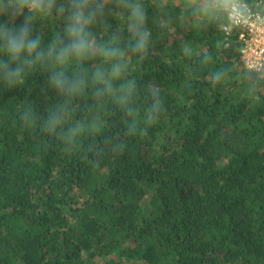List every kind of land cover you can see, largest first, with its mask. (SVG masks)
<instances>
[{
	"label": "trees",
	"instance_id": "16d2710c",
	"mask_svg": "<svg viewBox=\"0 0 264 264\" xmlns=\"http://www.w3.org/2000/svg\"><path fill=\"white\" fill-rule=\"evenodd\" d=\"M245 1L264 15V0ZM139 3L151 36L126 74L139 85L134 133L111 98L88 91L65 127L99 118L102 131L72 144L48 135L22 121L29 106L39 117L60 101L47 72L12 87L0 78V264H264V73L244 67L227 14ZM108 22V34L93 29L101 42L125 25ZM63 23L36 22L45 44ZM150 85L162 99L153 125Z\"/></svg>",
	"mask_w": 264,
	"mask_h": 264
},
{
	"label": "clouds",
	"instance_id": "9594fccd",
	"mask_svg": "<svg viewBox=\"0 0 264 264\" xmlns=\"http://www.w3.org/2000/svg\"><path fill=\"white\" fill-rule=\"evenodd\" d=\"M187 4L195 13L209 17L222 13L236 22L246 18L241 0H200L199 3L187 0ZM53 17L63 19V28L45 44L36 22ZM109 17L125 21V25L112 30L108 39L101 42L93 29L99 27L108 34L112 27ZM147 19L139 0H0V78L12 87L23 82L27 70L39 66L47 72L45 87L61 98L39 117L29 106L22 121L35 126L39 119L41 131L70 144L86 133H100L103 123L99 118L87 123L77 120L65 127L74 111L73 102L90 91L97 104L111 98L116 108L129 118V133H134L142 121L140 110L131 106L139 85L126 74L133 56L142 61L148 55L151 31ZM96 57L101 63L89 71L84 64ZM219 79L220 73H216L214 80ZM159 91L151 85L145 89L149 125L159 119L162 107ZM119 147L122 151L123 144Z\"/></svg>",
	"mask_w": 264,
	"mask_h": 264
},
{
	"label": "built area",
	"instance_id": "2783aa9c",
	"mask_svg": "<svg viewBox=\"0 0 264 264\" xmlns=\"http://www.w3.org/2000/svg\"><path fill=\"white\" fill-rule=\"evenodd\" d=\"M246 18L240 22L230 20L241 28L238 35L241 44V58L246 69L264 73V15L259 12L260 2L254 6L241 0Z\"/></svg>",
	"mask_w": 264,
	"mask_h": 264
}]
</instances>
